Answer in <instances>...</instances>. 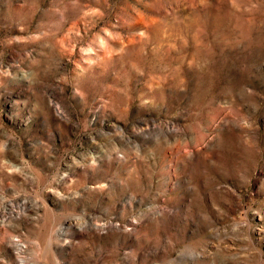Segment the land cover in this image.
<instances>
[{
    "label": "rangeland",
    "instance_id": "rangeland-1",
    "mask_svg": "<svg viewBox=\"0 0 264 264\" xmlns=\"http://www.w3.org/2000/svg\"><path fill=\"white\" fill-rule=\"evenodd\" d=\"M0 264H264V0H0Z\"/></svg>",
    "mask_w": 264,
    "mask_h": 264
}]
</instances>
